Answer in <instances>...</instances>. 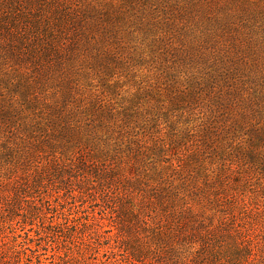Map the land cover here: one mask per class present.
Wrapping results in <instances>:
<instances>
[{
  "label": "rangeland",
  "instance_id": "rangeland-1",
  "mask_svg": "<svg viewBox=\"0 0 264 264\" xmlns=\"http://www.w3.org/2000/svg\"><path fill=\"white\" fill-rule=\"evenodd\" d=\"M109 1L126 11L93 29L99 43L84 48L67 98L99 134L81 141L85 156L52 157L51 125L31 133L29 109L0 113V169L22 138L40 154L1 169L0 264H184L173 243L199 250L187 264H256L264 0H237L224 21L198 0Z\"/></svg>",
  "mask_w": 264,
  "mask_h": 264
},
{
  "label": "trees",
  "instance_id": "trees-1",
  "mask_svg": "<svg viewBox=\"0 0 264 264\" xmlns=\"http://www.w3.org/2000/svg\"><path fill=\"white\" fill-rule=\"evenodd\" d=\"M191 1H199L200 8L214 12L215 17L224 18V9L227 15L236 13V9L228 7L234 8L237 0L231 4L226 0ZM125 11L121 3L115 5L109 0H0V113L5 118L6 114L21 115L29 109L31 117H24V123L34 135L32 128L51 125L44 129L42 141L48 143L52 157L66 155L71 161L85 156L80 149L81 141H87L89 136L98 138L96 130L83 128L88 123L83 122L82 115L74 112L67 102L68 96H74L71 83L76 67H73L87 57V54L83 56L84 48L99 43L94 28L101 33L110 31L111 21L106 22L104 16L112 20ZM221 29L224 30L225 25H221ZM2 123L5 122L0 120ZM35 142L33 145L30 137L22 138L12 147L14 163L1 169L12 172L11 166L15 163L22 165L31 157L39 156L36 150L39 145H36L37 140ZM193 225L203 224L194 220ZM210 230H204L208 238ZM171 248L174 259L184 264L199 251L180 243L171 244ZM209 248L207 253L220 252L218 248ZM208 257L203 256L201 263L206 264ZM256 264H264V258Z\"/></svg>",
  "mask_w": 264,
  "mask_h": 264
}]
</instances>
